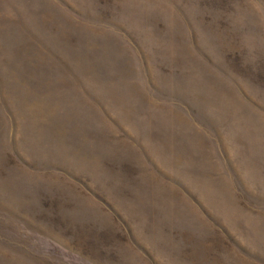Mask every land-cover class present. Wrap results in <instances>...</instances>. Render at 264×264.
Instances as JSON below:
<instances>
[{
	"label": "rangeland",
	"instance_id": "1",
	"mask_svg": "<svg viewBox=\"0 0 264 264\" xmlns=\"http://www.w3.org/2000/svg\"><path fill=\"white\" fill-rule=\"evenodd\" d=\"M0 264H264V0H0Z\"/></svg>",
	"mask_w": 264,
	"mask_h": 264
}]
</instances>
